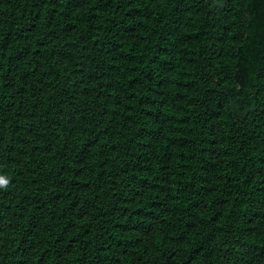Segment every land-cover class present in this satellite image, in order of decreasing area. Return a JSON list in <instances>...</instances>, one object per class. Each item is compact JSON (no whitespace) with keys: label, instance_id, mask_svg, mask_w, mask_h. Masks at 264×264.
<instances>
[{"label":"trees","instance_id":"trees-1","mask_svg":"<svg viewBox=\"0 0 264 264\" xmlns=\"http://www.w3.org/2000/svg\"><path fill=\"white\" fill-rule=\"evenodd\" d=\"M0 264H264V0H0Z\"/></svg>","mask_w":264,"mask_h":264},{"label":"clouds","instance_id":"clouds-1","mask_svg":"<svg viewBox=\"0 0 264 264\" xmlns=\"http://www.w3.org/2000/svg\"><path fill=\"white\" fill-rule=\"evenodd\" d=\"M6 185H7V180L0 177V187L6 186Z\"/></svg>","mask_w":264,"mask_h":264}]
</instances>
